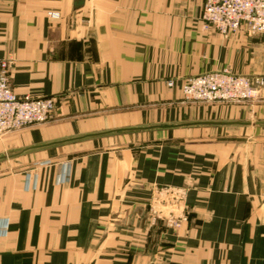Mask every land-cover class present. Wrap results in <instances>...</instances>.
<instances>
[{
    "label": "crops",
    "instance_id": "obj_1",
    "mask_svg": "<svg viewBox=\"0 0 264 264\" xmlns=\"http://www.w3.org/2000/svg\"><path fill=\"white\" fill-rule=\"evenodd\" d=\"M75 1L0 0L13 92L56 102L50 121L3 135L0 154L264 119V102L207 105L182 90L215 70L264 74V34L204 28L205 0ZM0 264H264V126L122 133L0 160Z\"/></svg>",
    "mask_w": 264,
    "mask_h": 264
},
{
    "label": "built area",
    "instance_id": "obj_2",
    "mask_svg": "<svg viewBox=\"0 0 264 264\" xmlns=\"http://www.w3.org/2000/svg\"><path fill=\"white\" fill-rule=\"evenodd\" d=\"M58 18L57 12H50ZM204 28L224 36L246 30L251 36L264 34V0H205ZM10 63L0 59V137L32 124L53 118L56 102L50 97L15 94L10 85ZM174 82L168 81L172 86ZM189 100L206 103H241L264 95V74L243 75L230 70H215L187 78L182 87ZM179 226L180 221L175 220Z\"/></svg>",
    "mask_w": 264,
    "mask_h": 264
},
{
    "label": "water",
    "instance_id": "obj_3",
    "mask_svg": "<svg viewBox=\"0 0 264 264\" xmlns=\"http://www.w3.org/2000/svg\"><path fill=\"white\" fill-rule=\"evenodd\" d=\"M84 3V0H76L75 5L80 7ZM191 126H264V119H252V120H198V121H182L169 124H150L140 126H129L118 129L103 130L95 133L83 134L78 136H72L67 138H61L58 140L47 141L40 144H34L26 146L20 149L9 150L3 154H0V160L14 158L29 152L46 149L52 146H58L62 144L72 143L94 137L122 134V133H134L140 131L162 129V128H176V127H191Z\"/></svg>",
    "mask_w": 264,
    "mask_h": 264
},
{
    "label": "rangeland",
    "instance_id": "obj_4",
    "mask_svg": "<svg viewBox=\"0 0 264 264\" xmlns=\"http://www.w3.org/2000/svg\"><path fill=\"white\" fill-rule=\"evenodd\" d=\"M262 102H264V95L260 98V99H258V100H248V101H245V102H241V103H217V102H214V103H206V102H203L204 104H207V105H214V106H216L217 104H220V105H223V106H229V105H231V104H239V105H242V104H249V105H253V104H255V103H262ZM50 121V120H49ZM48 122V121H47ZM46 123V122H45ZM134 136V135H133ZM135 136H139L138 134L137 135H135ZM263 135H261V137H262ZM1 137H3L4 138V136H1ZM0 137V138H1ZM170 139H172V137H169L168 138V140H170ZM177 139H181V137L179 136ZM184 139V138H183ZM180 218H177V219H175V218H173V220H172V222H171V226H172V228H176V227H178V226H176L175 225V220H179ZM180 221V220H179ZM181 223V222H180ZM180 226V225H179Z\"/></svg>",
    "mask_w": 264,
    "mask_h": 264
}]
</instances>
